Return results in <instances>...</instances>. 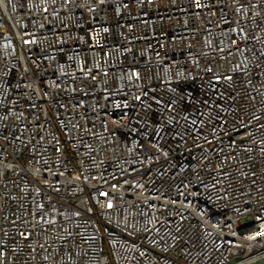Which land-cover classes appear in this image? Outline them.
<instances>
[{
    "label": "built area",
    "instance_id": "2783aa9c",
    "mask_svg": "<svg viewBox=\"0 0 264 264\" xmlns=\"http://www.w3.org/2000/svg\"><path fill=\"white\" fill-rule=\"evenodd\" d=\"M0 264H264V0H0Z\"/></svg>",
    "mask_w": 264,
    "mask_h": 264
}]
</instances>
